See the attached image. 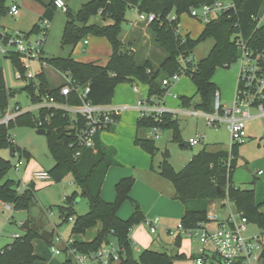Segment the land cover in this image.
<instances>
[{"label":"trees","instance_id":"1","mask_svg":"<svg viewBox=\"0 0 264 264\" xmlns=\"http://www.w3.org/2000/svg\"><path fill=\"white\" fill-rule=\"evenodd\" d=\"M6 0H0V18L6 13ZM216 0H89L82 4L74 14L68 12L61 42L73 50L89 34L105 37L111 46V54L105 66L91 62H81L71 54L62 57L54 56L42 60L49 67L70 77L75 83L89 86L86 100L95 105L111 103L115 87L124 82L141 83L147 86V94L162 98L168 88L161 81L164 77L176 73L179 68L180 57L189 58L186 62V75L195 85V95L198 101L193 103V96H177L183 108L193 107L195 110L212 113L214 111V97L218 88L211 80L219 67H228L239 56V49L235 40L241 38L246 46L253 51L264 50V24L258 21V13L264 0H234L236 8L224 11L205 26L195 39L189 34L181 36L176 32L179 16L190 12L192 7L211 4ZM66 2V1H65ZM56 9L53 0L45 4V11L39 17L51 20ZM130 9L139 12L154 13L155 19L147 29L152 36L153 44L164 54L157 67L148 59L139 60L136 49L132 50L121 37L122 24L126 22V13ZM68 11V9H66ZM175 14L176 18L171 19ZM99 15L102 24L89 22L92 16ZM110 20V22H107ZM38 31L35 25L29 32H21L26 36ZM5 43L9 34L1 35ZM206 38L214 40L208 54L193 62L191 55L197 44ZM11 59L13 67L22 74L24 68L19 62L16 52L3 56ZM26 80L21 90H25L30 103L41 102L46 95H53L57 101H67L71 105H79L77 94L63 97L58 87L51 88L44 72L41 70L34 80ZM37 82V85L35 84ZM12 91L5 83L3 70L0 69V119L10 106ZM264 106V98L260 99ZM162 122L152 117H139L137 127L150 128L159 125L161 129L172 130V141L185 146L181 139L178 120L173 114L163 113ZM83 123L77 115L75 119L63 110L44 107L37 112L24 111L7 124L0 123V150L8 148L13 154L29 159V152L21 149L11 141L10 128L15 124H26L37 129H44L50 152L55 164L48 170L54 181H60L66 174H71L73 184L79 189L67 195L57 206L62 222L71 220V235L84 234L87 229L100 225V229L90 241L70 240L68 246L77 251L88 253L96 251L111 242L119 247V264H173L174 259H183V253L169 254L145 248L134 256L130 231L141 222H145L140 206L130 198L129 192L134 183L132 176L119 179L115 184V198L106 202L101 197V185L108 168L115 164L111 147L100 143L94 138L95 149L81 148L75 143L76 129ZM134 143L145 152L153 156L158 148L154 139L136 137ZM79 155L75 157L76 151ZM232 158L228 167V150L210 151L205 148L198 151L179 171L169 162V153L162 152V159L158 163V173L167 178L174 187V199L184 206V213L180 219L184 229L197 227L207 221L210 204L217 200H227L234 208L242 213L247 222L255 224L264 232V213L260 211V203L255 202L253 189L235 186L232 183V173L236 167L237 143L231 146ZM12 167L10 159L0 156V200L13 205L16 210H25L34 193V184L29 182L26 188L18 191L19 181L6 178ZM85 198L88 210L84 214H77L74 203L79 198ZM130 201L134 210L127 219H121L117 212L125 201ZM40 237V233L30 227L22 235L0 248V264H34L39 258L34 252L33 242ZM51 240L47 242L50 243ZM181 236L175 238L179 245ZM62 264H73L65 258Z\"/></svg>","mask_w":264,"mask_h":264},{"label":"rangeland","instance_id":"2","mask_svg":"<svg viewBox=\"0 0 264 264\" xmlns=\"http://www.w3.org/2000/svg\"><path fill=\"white\" fill-rule=\"evenodd\" d=\"M15 0H6L5 6L6 13L0 19L4 20L7 25H0V31L3 28H6L9 31H12L10 27L16 22V19L21 16V25L22 28L29 30V26H32L34 22L38 25L37 12L42 7L39 3L34 0H24V4L19 8V15L13 16L8 10L9 7L13 4ZM66 8L68 11L56 8L54 14L51 18V25L47 32V35L44 40V51L43 58H49L52 56H62L65 57L69 54L81 62H91L99 64H107V56L109 51H111V46L109 41L103 36H96L89 34L86 36L89 43L83 45V40L79 42L75 48L72 50L70 46L63 45L61 42V36L65 22L68 19V12L74 14L78 9L81 8L82 4L89 0H65ZM15 3V2H14ZM137 11L135 9H130L126 13V22L122 24L121 37L124 33L129 30V21L136 19ZM36 18V19H35ZM258 19L260 24H264V2L259 10ZM91 23L102 24L103 21L100 19L99 15L92 16L89 20ZM110 22V20H107ZM205 23L191 16L189 12H184L179 16V33L180 35L188 33L193 39L197 38L201 31L203 30ZM143 26L142 28L136 30L132 34V44L134 48L139 53L147 52L152 50V53H160V49L153 44L152 36L150 31ZM39 33L33 32L30 34V38L38 37ZM214 40L212 38H206L201 40L197 46L194 48L191 58L193 62H198L204 58L213 45ZM82 44V45H81ZM1 45L6 46L4 43ZM7 47V46H6ZM10 49H14L13 46ZM0 60L3 61V66L1 67L5 77V83L12 91L10 97V107L14 109L15 106H19L22 110H33L36 111L30 100L27 96L25 90H21L26 83V80L23 78H17L16 71L11 63V59L4 58L3 55H0ZM43 62V61H42ZM105 64V65H106ZM239 64V59H236L228 67H219L216 69L213 75V81L216 84L218 91L220 92L219 100L221 104L225 106H231L233 95L237 83V68ZM104 65V66H105ZM41 68L47 74L48 79L51 84H61L64 82V79L61 78L60 72L49 67L44 62L42 65L38 61L33 62V69L35 73L40 72ZM133 85H137L141 94L145 95L144 85L133 83H120L115 87L114 94L111 100V104H129L134 105L137 98L141 95L133 91ZM195 85L191 81L188 75L182 74L178 81H176L172 87H170L167 93L164 95L165 102L163 105L168 107V109H177V110H194L193 107L182 108L178 105V97L173 98L172 94L177 96H193V103L198 101V95H195ZM172 93V94H170ZM119 97V98H118ZM163 98V99H164ZM118 99V100H117ZM126 102V103H124ZM32 108V109H31ZM175 111V110H172ZM256 110L252 109L251 113H255ZM132 115L134 121L136 117H139V113L135 109H129L123 113V116ZM177 117L181 139L186 143L185 146H181L178 142L172 141V130L163 129L161 135L154 139V143L158 148V151L150 157L154 161L152 166L155 172L161 176L167 183L169 188L173 190L172 183L162 175L158 173V163L162 159V152L167 151L169 153V162L176 171L182 169L185 164L191 159L193 154H196L201 149L205 148L207 150H216V149H226L230 148V135L228 129L224 123H220L218 127L208 126L205 120V117L201 114H185L179 113L175 114ZM245 128L247 136L243 142L237 143V163L236 167L232 173V183L235 186L242 188L253 189L255 193V202L260 203V211L264 213V118L256 117L246 121ZM36 127H32L26 124H15L9 130L11 134V139L14 144L22 148H26L29 152V159H25L22 156V161L24 165L29 163L27 171L21 166L18 170H15L13 167L8 171L6 178H11L15 181H19L20 189L23 190V185L26 183L27 178L29 179L31 169L33 164H37L41 170L49 169L55 164V160L50 152L47 136L46 134H41L37 132ZM148 128L140 127L138 128V134L145 136L147 134ZM196 134L203 135V142L196 145L190 146L187 144V139L193 137ZM263 137V139H261ZM143 150V149H142ZM144 151V150H143ZM145 152V151H144ZM147 153V152H146ZM148 154V153H147ZM0 156L5 159H10L11 163L14 164L17 161V156L11 154L8 148L0 150ZM27 165V164H26ZM261 170L262 174L257 172ZM32 177V173H31ZM37 183V188H35L33 196L28 203V208L25 210H16L13 207L12 212L2 210L0 208V248L5 245L7 240L11 239V236L14 234H23L24 230L21 228L23 222H27L28 227L41 233L42 231L52 232L54 236L58 235L61 237V241L56 242L54 239L50 243L39 242L46 248L47 252L52 254L55 259H57L61 264L65 259V254L61 253L60 255H55L51 247L54 245L57 248H63L65 241L69 238L71 221H61V215L58 211L57 206L60 205L65 196L71 194L75 190H79L75 185H71L72 176L71 174L64 175L60 181H54L51 179L50 182H42V179H34ZM29 183V182H28ZM71 186V187H70ZM71 189L68 190L67 188ZM83 207L88 208L85 198H78L74 204V210L77 214H81ZM213 211L217 212L219 219H223L230 210L237 211L232 204L229 202L226 203L224 200L217 199L214 202ZM88 210V209H87ZM85 212V211H84ZM83 213V212H82ZM158 221L161 218L157 216ZM174 225L170 226L171 228H176L180 224L179 219H175ZM179 222V223H178ZM178 223V224H177ZM177 225V226H176ZM209 226H216L215 223H210ZM258 227L249 222L247 224V235H252L258 233ZM133 233L134 237L130 238L132 242V248L134 251V256L137 257L139 251L149 248V245H144L143 243L148 240H155L156 235H152L149 232V227L146 222H141L138 225H135L130 234ZM161 234L163 246H166L163 251H166L169 254L175 253H184L186 256L183 259H174L173 264H193L194 253L197 252L199 246L197 239H191L185 236L184 233L181 235V241L179 245L176 246L175 238L171 237L168 231L162 227L161 231H157ZM129 234V236H130ZM135 241L136 244L133 242ZM113 245L116 243L111 242ZM157 242L151 246V248H156L158 251H162ZM171 246V247H170ZM137 247L139 251H137ZM40 254H44L43 249H37ZM155 250V249H153ZM113 264H119V261H115ZM261 264V263H259Z\"/></svg>","mask_w":264,"mask_h":264},{"label":"built area","instance_id":"3","mask_svg":"<svg viewBox=\"0 0 264 264\" xmlns=\"http://www.w3.org/2000/svg\"><path fill=\"white\" fill-rule=\"evenodd\" d=\"M56 8L66 10L65 0H53ZM236 8L234 0H216L211 4H204L199 7H192L190 15L203 23H208L215 19L224 11L234 10ZM137 11V9H135ZM8 12L16 16L19 13V6L13 3ZM171 19H175V14H172ZM155 19L154 13H145L137 11L136 19L129 21L130 25L141 23L145 26ZM260 23V21H258ZM51 20L48 18H41L38 21V37L30 38L21 32L11 34L6 42L2 41L0 37V55H6L10 52H16L19 56V62L24 68L23 74L17 70V78L34 80L36 75L33 69V62L38 61L42 65V55L44 40L50 28ZM176 32L179 33V24L176 27ZM180 34V33H179ZM183 36V35H181ZM236 45L240 51L239 64L237 68V83L235 92L232 99L231 106L221 104L219 100V93L216 92L214 97V111L212 113H205L198 110L186 111L190 114H201L205 117L208 126L218 127L220 123H224L230 135V148L228 150V167L229 161L233 157L230 150L231 146L236 143L243 142L247 136L245 123L247 120L260 117L264 118V106L261 104L260 99L264 98V50L253 51L248 48L241 38L235 40ZM4 43L6 46L1 45ZM87 44V39L83 40ZM13 46L14 49H10ZM133 50V48H132ZM189 58L180 57L178 59L180 68L171 76L164 77L161 81L163 86L168 89L179 80L182 74L186 75L187 67L186 62ZM37 85V82H35ZM138 84V83H137ZM133 91L139 96L134 105L129 104H101L95 105L86 100V95L89 92V86L79 85L72 81L70 77L66 78V82L58 87L59 94L67 97L71 94H77L80 100L79 105H71L67 101H57L53 95H46L44 99L34 104L36 110L44 107L59 108L65 111L70 118L75 119L79 115L83 119V123L76 129V145L83 148L95 149L94 138L98 134L110 128L117 123L120 116L129 109H135L139 113V117H152L158 122H162V114L169 112L175 115L172 111L163 105V98H156L141 94L137 85H133ZM256 110L251 113V110ZM19 106L11 109L9 106L0 119L1 124H7L13 120L18 114L24 112ZM149 129L148 137L157 139L160 136L161 128L159 125L151 126ZM203 135L196 134L187 139V144L190 146L203 142ZM13 142V140L11 139ZM13 155L17 156V161L12 164L15 170L23 166L22 156L14 151ZM79 155V150L76 151L75 157ZM261 174L262 171L257 172ZM50 174L48 171L37 170L33 172L32 179L49 180ZM23 189L26 188L24 184ZM20 187L18 186V190ZM228 203L227 200H225ZM0 208L9 211L13 210L10 203L0 200ZM207 221L199 224L197 227L184 229L179 224L174 230L168 233L173 236H179L176 231L184 233L185 236L191 239H197L199 246L193 264H264V254L260 257L264 249V232L259 229L258 233L247 235V219L239 211L230 210V212L223 219L215 211L209 207L207 212ZM210 223H215L216 226H209ZM149 230L154 233L158 225V218L155 217L147 222ZM182 235V234H181ZM56 242L61 241V237L52 235L51 240ZM55 254L65 252L67 258L73 264H112L118 261L119 247L117 244L112 243L92 252L84 253L77 251L75 248L68 246L63 249L57 248L54 245L51 247Z\"/></svg>","mask_w":264,"mask_h":264},{"label":"crops","instance_id":"4","mask_svg":"<svg viewBox=\"0 0 264 264\" xmlns=\"http://www.w3.org/2000/svg\"><path fill=\"white\" fill-rule=\"evenodd\" d=\"M34 1H36L37 3H39L42 6L40 8V10L37 12L38 14L36 16V18L38 17V19H39V17L45 11V4H48L51 0H34ZM14 2L19 6V8L21 5L24 4V0H15ZM18 15L19 14H17V16ZM18 22H21V16L16 19V22L14 24H12V26H7V27H10V29H12V31H9L6 28H3L2 31H0V34L1 35H5V34L11 35L15 32H29L36 25V22H34L32 24V26H29V30H27L28 28H26V30H24L22 28L23 26L21 25V23H18ZM0 25H2L4 27V25H7V24L5 23L4 20L0 19ZM143 26L144 25L141 23H138L136 25H129V30H127L124 33V35L122 36L123 41L128 43L130 48L131 49L133 48V50L135 48L133 46L134 44H132V38H131L132 34H133V32L142 28ZM186 34H188V33H186ZM182 35H185V33ZM88 43H89V41L87 39V44ZM83 45H85V44L83 43ZM43 51H44V49H43ZM110 54H111V51H109L106 62L109 60ZM138 55H139L140 61H144V60L148 59L149 61H151L154 64L155 67H157L159 65V61L164 56L162 51H160V53L159 52L158 53H152V50L147 52L146 49H145V52H141ZM52 57H54V56H52ZM78 61H80V60H78ZM3 64H4L3 61L0 60V69H2L1 67L3 66ZM96 64L104 66L106 63L103 65L99 64V63H96ZM40 70L43 71V68H41ZM44 74H45L46 79L48 81V84L51 88H57L59 85L66 82L67 76L65 74L60 73L61 78L64 79V82H62L61 84H51L50 80L48 79L47 74L45 72H44ZM211 80L213 81V76H212ZM139 84H141V83H139ZM141 85H144V84H141ZM144 88H145V92L147 93V86L144 85ZM218 93L220 95L219 91H218ZM170 94H172V93H170ZM172 96L175 99L177 98V95L175 93L172 94ZM165 98L163 99L164 102H165ZM177 102H178V105L181 106L180 101L178 100ZM124 103H126V102H124ZM33 108L36 110L35 106H33ZM172 110H175L176 114H179V113L188 114V112H186L188 110H185V111L184 110H177V109H172ZM26 111H31L33 113L37 112V110L33 111V110H29V109ZM174 117L177 119V117L175 115H174ZM138 118L139 117H136V119L134 121V118H132V115L123 116V114H122L120 116V118L118 119L116 124H114L113 126H111L110 128H108L106 130L101 131L97 136V139H99L101 144L108 146V147H111L114 150L113 158L115 161V164H112L108 168V170L106 171V174L104 176V179H103V182L101 185V197L106 202L113 201L115 198V188L114 187H115L116 182L119 179H121L122 177L132 176L134 178V183L131 187L129 195H130V198L132 200H134L135 202H137L138 205L140 206L142 214L145 217V222L147 223L148 221L152 220L153 218H155L157 216H160V218H161V221H160V219L158 221V225L156 226L155 232L151 233L149 230L150 234H152V235L157 234V238L155 240L153 239V240H148V241L144 242L143 246L149 245L148 247L150 249H152L151 246L154 245L155 242H157L159 245H161L160 248H162V251H163V249H165L166 246H163L164 243L162 242L161 234L157 233V231H161L162 227H163V229L164 228L166 229V232L167 231L169 232L170 230L175 231V229L177 227L171 228L170 226L174 225L173 220H175V219L180 220L181 219V217L183 216V213H184V206L182 205V203L180 201L174 199V194H175L174 188H173V190L171 188H169L168 183L161 176H159L155 172V170L153 169L152 166L154 165V161L150 157V154H147L146 152H144L139 146H137L134 143V140L136 137H141L138 134V127H137ZM162 131H163V129L161 130V133H162ZM148 133H149V129L147 130V134H145V136H143L142 138H149ZM161 133H160V135H161ZM261 139H263V137H261ZM15 145H17V144H15ZM18 147H20V146H18ZM20 148L24 149L28 152V150L26 148H22V147H20ZM216 150H219V149H216ZM216 150H210V151H216ZM224 150H226V149H224ZM192 156H191V158H192ZM160 161H161V159H160ZM26 164L25 165L23 164V167L27 171L29 163H26ZM49 169H43V170L48 171ZM37 170H41V168H39V166L35 163L32 165L31 169H29L30 176H29V179L27 178L25 185H27L28 182L31 181L34 184V188H37V184H36L37 182L34 181V179H32V177H31V173L33 175V172L37 171ZM50 181H51V178L49 180H44L42 182L47 183ZM70 182H71V185H74L72 181H70ZM70 187H68L67 189L70 190L71 189ZM214 202L215 201H213L209 207H213ZM87 209L88 208L85 209V207H83V209L81 210L80 213L84 214L87 211ZM2 210H4V209H2ZM133 210H134V208H133L132 204L130 203V201L127 200L120 206V208L117 212V215L121 219H127L132 214ZM212 210H213V208H212ZM23 224H24V222L22 223V225ZM99 229H100V225L97 224L95 227L87 229L84 234L71 235V232H70L69 238L65 241L64 247L61 249L64 250V248L66 247L67 243L70 240L90 241L91 239L94 238V236L96 235V233ZM176 232L178 235L181 236L182 233L180 231H176ZM51 234L53 235L52 232H51ZM19 235H22V234L12 235L11 239L7 240L5 242V245L11 243L13 241V239ZM133 237H134V234L131 233L130 238H133ZM171 237H173V236H171ZM173 238H175V237H173ZM39 240H40V242H45V244L47 242V241L43 240L41 238V236L34 240V242H33L34 252L39 257L34 262V264H61L57 259H55V257L52 254L47 252L46 248L39 242ZM133 242L136 244L135 241H133ZM38 248L43 249L44 254H40V252H38V250H37ZM153 249L157 250L156 248H153ZM137 251H139L138 247H137ZM62 253L65 254V252H62ZM60 254L61 253L55 254V255H60ZM195 255H196V253H194L191 257L194 258ZM65 258H67L66 254H65Z\"/></svg>","mask_w":264,"mask_h":264},{"label":"water","instance_id":"5","mask_svg":"<svg viewBox=\"0 0 264 264\" xmlns=\"http://www.w3.org/2000/svg\"><path fill=\"white\" fill-rule=\"evenodd\" d=\"M0 37H1V34H0ZM37 132H38V133H41V134H44V133H45V130H44V129H38ZM27 227H28L27 222H24V224L21 225V228H23L24 230H25ZM40 236H41V238H42L43 240L48 241V240H50L52 234H51V232H48V231H42V232L40 233ZM263 254H264V249L262 250V252H261V254H260V257H261Z\"/></svg>","mask_w":264,"mask_h":264}]
</instances>
